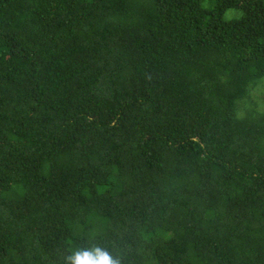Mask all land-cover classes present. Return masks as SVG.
Instances as JSON below:
<instances>
[{"label": "trees", "instance_id": "obj_1", "mask_svg": "<svg viewBox=\"0 0 264 264\" xmlns=\"http://www.w3.org/2000/svg\"><path fill=\"white\" fill-rule=\"evenodd\" d=\"M87 253L264 264V0H0V264Z\"/></svg>", "mask_w": 264, "mask_h": 264}, {"label": "clouds", "instance_id": "obj_2", "mask_svg": "<svg viewBox=\"0 0 264 264\" xmlns=\"http://www.w3.org/2000/svg\"><path fill=\"white\" fill-rule=\"evenodd\" d=\"M113 264L110 257H100L99 255H93L92 253L81 254L74 258V264Z\"/></svg>", "mask_w": 264, "mask_h": 264}, {"label": "rangeland", "instance_id": "obj_3", "mask_svg": "<svg viewBox=\"0 0 264 264\" xmlns=\"http://www.w3.org/2000/svg\"><path fill=\"white\" fill-rule=\"evenodd\" d=\"M259 97V96H258ZM257 101H260V97L257 99Z\"/></svg>", "mask_w": 264, "mask_h": 264}]
</instances>
